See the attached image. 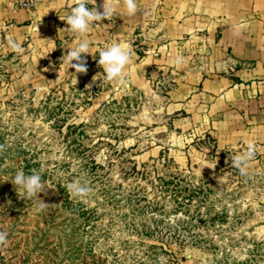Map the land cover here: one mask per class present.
<instances>
[{"label":"rangeland","instance_id":"obj_1","mask_svg":"<svg viewBox=\"0 0 264 264\" xmlns=\"http://www.w3.org/2000/svg\"><path fill=\"white\" fill-rule=\"evenodd\" d=\"M19 9L0 0V264H264V153L233 166L247 146L225 141L211 97L174 99L177 58L145 57L155 42L137 23L124 82H108L110 19L77 37ZM81 39L86 74L61 61ZM21 170L43 192L15 187ZM81 176L84 200L66 191Z\"/></svg>","mask_w":264,"mask_h":264},{"label":"crops","instance_id":"obj_2","mask_svg":"<svg viewBox=\"0 0 264 264\" xmlns=\"http://www.w3.org/2000/svg\"><path fill=\"white\" fill-rule=\"evenodd\" d=\"M86 2L89 10L103 11V0H95L96 6ZM75 4L41 0L18 14L54 25ZM113 7L108 21L122 43L129 45L133 28L143 24L155 42L145 57L183 58L180 66L172 65L181 74L175 100L211 97L225 141L243 146L252 141L264 153V0H137L132 16L122 3Z\"/></svg>","mask_w":264,"mask_h":264},{"label":"clouds","instance_id":"obj_3","mask_svg":"<svg viewBox=\"0 0 264 264\" xmlns=\"http://www.w3.org/2000/svg\"><path fill=\"white\" fill-rule=\"evenodd\" d=\"M93 3L96 2L93 0ZM122 3L127 14L129 16L135 15L137 11V0H103V11H99L97 6L92 7L89 10L86 5L89 4L86 0H76V4L71 8L66 18L61 19L65 21L68 27L62 29L64 31L75 33L77 37H83L93 27L94 22H101L108 20L114 13L115 9L113 5ZM6 46L12 49L17 54H23L25 49L21 43L9 36L6 41ZM89 41L81 39L75 48H70L66 54L62 57L63 62H66L70 68L75 69L76 74H86L88 71L87 60L84 58L89 54ZM76 61V63H73ZM132 62V54L129 46L120 42H112L99 52V60L97 61L98 67L103 69V75L108 82H124L125 68ZM174 63L176 66H180L183 63V58L178 57ZM47 71V69H45ZM61 72V68L59 73ZM60 78V77H59ZM95 80V77L93 78ZM76 83V81H74ZM91 88V85L88 86ZM4 146L0 145V150H3ZM255 154V144L252 141L248 142L247 150L231 155L230 159L234 167L238 168L241 174L246 173L248 161L252 159ZM13 185L19 188L26 194V197L31 199L36 196L37 193L43 192V182L39 171L32 170L30 174H26L23 170L18 171L13 180ZM66 191L71 197L84 200L89 197L93 189L90 181L81 176L66 185ZM43 201V200H42ZM48 204L44 201L37 207L39 210H44ZM7 244V233L0 232V246Z\"/></svg>","mask_w":264,"mask_h":264},{"label":"built area","instance_id":"obj_4","mask_svg":"<svg viewBox=\"0 0 264 264\" xmlns=\"http://www.w3.org/2000/svg\"><path fill=\"white\" fill-rule=\"evenodd\" d=\"M39 2L40 0H12L13 5L24 10L35 9L38 6Z\"/></svg>","mask_w":264,"mask_h":264}]
</instances>
